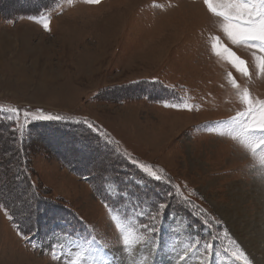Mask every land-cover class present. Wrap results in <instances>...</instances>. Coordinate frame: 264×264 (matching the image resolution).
Returning <instances> with one entry per match:
<instances>
[{
  "label": "rangeland",
  "instance_id": "1",
  "mask_svg": "<svg viewBox=\"0 0 264 264\" xmlns=\"http://www.w3.org/2000/svg\"><path fill=\"white\" fill-rule=\"evenodd\" d=\"M8 38L0 264H264V0H0Z\"/></svg>",
  "mask_w": 264,
  "mask_h": 264
},
{
  "label": "trees",
  "instance_id": "2",
  "mask_svg": "<svg viewBox=\"0 0 264 264\" xmlns=\"http://www.w3.org/2000/svg\"><path fill=\"white\" fill-rule=\"evenodd\" d=\"M55 124H58V123H55ZM66 124H71L72 125V123H66ZM73 125H75V124H73ZM41 126H44V125H41ZM82 128H85V129H82V133L81 134H83L85 137L86 136H89V139L91 138V136H90V133H88V131H90L91 129H89V128H86V126H83L82 125ZM32 132L34 131V129H32L31 130ZM98 147L100 148V151H106L107 149H109V147L108 146H104L102 143H100V142H98ZM107 147V148H106ZM87 147H84V149H86ZM110 150H112L111 149V147H110ZM114 153L112 154L113 155V159L117 162V163H119V162H121V163H124V164H120L121 166H120V168L122 169V167H126L125 169L126 170H129V171H131L132 169H135V164H133L132 163V159H129L128 157H126L123 153H121V152H118V151H113ZM117 167H119V166H117ZM117 167H114V168H117ZM114 168H111V170L112 169H114ZM76 172H78L79 174H82V175H86V176H89V179H91L93 176H96L95 178H93V179H91V180H95L96 179V185H93V188H94V190H95V192H96V195H99L102 199H103V197H102V193H103V186L106 184V183H108L109 181H113L116 185L118 184V182L121 180V179H123L126 175H127V173L125 172V171H117V170H113L112 172H114L115 174H116V176H109V175H106L105 173L104 174H102V175H98V174H91V173H89V172H80V171H78V170H75ZM25 173H26V169H25ZM131 175V174H130ZM145 180V179H144ZM146 181V180H145ZM159 182H160V180H158ZM147 182V181H146ZM157 183V184H160V183ZM147 184L149 185V183L147 182ZM96 186V187H95ZM23 194H27V192H24ZM24 199H22V201H23ZM106 202V205L109 207V209L110 210H113V203L110 201V200H106L105 201ZM53 208H51V210H52ZM61 209H63V208H61ZM60 210L59 209H57L56 208V206L54 207V211H53V216L52 217H50V219H47V221H50V224H49V226H54L55 228H58V229H60V227H58V226H56V225H54L55 223L54 222H61V223H66V222H68L69 220H66L65 218H63V219H60L59 220V216L60 215H62L63 216V213H61L60 215ZM41 215V213H39V214H37V217H35V216H32V219L29 221V223H26V222H24V223H21V227H22V229H23V231L25 232V233H34L35 231V228H37V229H42L43 227H44V225L46 226V223H47V221L45 220V218H46V216H47V213H46V211H44L43 213H42V220H44V221H40L39 222V220H40V217H38V216H40ZM57 215V216H56ZM69 215V214H68ZM56 217H58L57 219H56ZM48 228V227H47Z\"/></svg>",
  "mask_w": 264,
  "mask_h": 264
},
{
  "label": "bare ground",
  "instance_id": "3",
  "mask_svg": "<svg viewBox=\"0 0 264 264\" xmlns=\"http://www.w3.org/2000/svg\"><path fill=\"white\" fill-rule=\"evenodd\" d=\"M24 41H26V40H24ZM0 46H1V48H0V57H1L3 55L5 56V54L8 51L6 48L9 49L8 46H12V43L10 42V40L8 38L3 43H1ZM231 192H232L231 195L233 196V198H231V201H232V203H234V209H235V205H236L239 212L242 213L241 219L238 221L239 222L242 221L243 226L245 228L250 227L249 222H248L249 219L251 221H253L251 223V226L255 228L254 233L256 234L257 233L256 227L259 225V223H262V220L259 217H260L261 209H264V185L260 184V186H258V185L253 186L252 191L249 192L250 195H248L247 198L245 197L246 195L245 196L240 195L241 193L236 191L234 186H232ZM250 200L253 204L251 206L253 208L252 212L255 211V215L253 217H250V215L245 210V203L247 201H250ZM240 202H243L244 204L242 206H240L239 205ZM252 212H251V214H252ZM261 241H264V237L261 239ZM135 264H137L136 260H135Z\"/></svg>",
  "mask_w": 264,
  "mask_h": 264
}]
</instances>
